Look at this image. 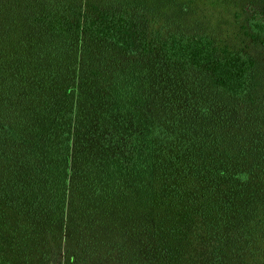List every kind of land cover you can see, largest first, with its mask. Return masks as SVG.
<instances>
[{
    "label": "trees",
    "instance_id": "obj_1",
    "mask_svg": "<svg viewBox=\"0 0 264 264\" xmlns=\"http://www.w3.org/2000/svg\"><path fill=\"white\" fill-rule=\"evenodd\" d=\"M143 14L0 0V264L127 222L148 264H264L258 61Z\"/></svg>",
    "mask_w": 264,
    "mask_h": 264
},
{
    "label": "rangeland",
    "instance_id": "obj_2",
    "mask_svg": "<svg viewBox=\"0 0 264 264\" xmlns=\"http://www.w3.org/2000/svg\"><path fill=\"white\" fill-rule=\"evenodd\" d=\"M81 2L88 0H71ZM102 6L121 8L131 4L135 12L144 14L137 19L148 28H158L166 24L170 29L182 30L188 34H208L233 49L244 50L258 61V67L264 76V47L255 43L245 31L252 16L264 18V0H92ZM70 3V0H69ZM139 223L142 224L141 221ZM131 223L124 226L122 239L116 234L107 237L99 231H92L88 239L79 240V236L67 238L60 249L42 264H148L146 252L142 250L141 239L137 246L128 236ZM130 234V233H129ZM137 235L136 233H132ZM91 237L98 244L89 243ZM141 237V236H140ZM105 243H101V242ZM145 255V256H144Z\"/></svg>",
    "mask_w": 264,
    "mask_h": 264
}]
</instances>
